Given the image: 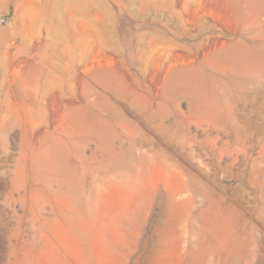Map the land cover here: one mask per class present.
<instances>
[{"label": "rangeland", "instance_id": "rangeland-1", "mask_svg": "<svg viewBox=\"0 0 264 264\" xmlns=\"http://www.w3.org/2000/svg\"><path fill=\"white\" fill-rule=\"evenodd\" d=\"M0 264H264V0H0Z\"/></svg>", "mask_w": 264, "mask_h": 264}, {"label": "built area", "instance_id": "built-area-1", "mask_svg": "<svg viewBox=\"0 0 264 264\" xmlns=\"http://www.w3.org/2000/svg\"><path fill=\"white\" fill-rule=\"evenodd\" d=\"M1 21H3V19H1Z\"/></svg>", "mask_w": 264, "mask_h": 264}]
</instances>
